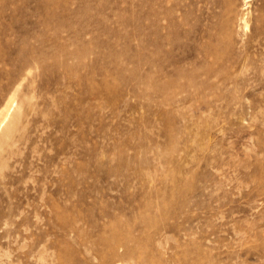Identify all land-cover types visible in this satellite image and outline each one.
<instances>
[{"label": "rangeland", "instance_id": "1", "mask_svg": "<svg viewBox=\"0 0 264 264\" xmlns=\"http://www.w3.org/2000/svg\"><path fill=\"white\" fill-rule=\"evenodd\" d=\"M4 102L0 264H264V0H0Z\"/></svg>", "mask_w": 264, "mask_h": 264}, {"label": "bare ground", "instance_id": "2", "mask_svg": "<svg viewBox=\"0 0 264 264\" xmlns=\"http://www.w3.org/2000/svg\"><path fill=\"white\" fill-rule=\"evenodd\" d=\"M156 13V12H155ZM155 13H153V14H155ZM161 14V13H160ZM155 16V15H154ZM160 16V15H159ZM162 16V15H161ZM157 17V16H156ZM163 17V16H162ZM165 17V16H164ZM168 17V16H167ZM160 19V18H159ZM163 19V18H162ZM30 35V34H29ZM155 41H156V39H155ZM154 43V42H153ZM158 47H160V46H158ZM158 54V53H157ZM17 59V58H16ZM22 62V61H21ZM14 64V63H13ZM13 67V66H12ZM14 68V67H13ZM12 74V73H11ZM7 80V79H6ZM17 83H19V85H20V81L19 82H17ZM18 85V84H17ZM18 85V86H19ZM17 86V87H18ZM14 87H15V85H14ZM13 87V88H14ZM10 88V87H9ZM12 91V90H11ZM10 91V92H11ZM18 90H17V88H15L14 90H13V92H12V95L13 94H15L16 92H17ZM17 94V93H16ZM10 95H11V93H10ZM7 99H8V96H7ZM9 102V101H8ZM4 103H6V102H4ZM13 104V103H12ZM4 105V104H3ZM10 106H11V103L10 104H8V103H6L5 105H4V107L2 108V109H0V131H4V133L3 134H0V138H1V136H3L4 135V137L5 136H10V133H11V131L13 130L12 128L14 127V124H15V121L11 118L12 116H11V113H12V109H10ZM12 107V106H11ZM21 137V136H20ZM2 148V142H0V149ZM0 155H1V151H0ZM122 239V236H121V234H119V233H116L115 235H112L110 238H109V240L111 241V242H113V243H117V242H119V240H121ZM133 242V244L132 245H130L129 244V242ZM124 244H125V247H126V251H125V253H127V254H138V256L140 257L141 256V258L142 257H144L143 256V253H142V251H141V246H140V244H138L137 243V241L136 240H134L131 236H129V237H127L126 239H124ZM115 264H126V263H122V262H117V263H115Z\"/></svg>", "mask_w": 264, "mask_h": 264}]
</instances>
